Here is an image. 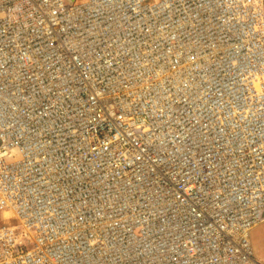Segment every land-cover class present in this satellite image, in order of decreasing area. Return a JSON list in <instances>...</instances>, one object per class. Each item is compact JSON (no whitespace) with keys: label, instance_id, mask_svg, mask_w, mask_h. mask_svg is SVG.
<instances>
[{"label":"built area","instance_id":"2783aa9c","mask_svg":"<svg viewBox=\"0 0 264 264\" xmlns=\"http://www.w3.org/2000/svg\"><path fill=\"white\" fill-rule=\"evenodd\" d=\"M263 221L264 0H0V264H264Z\"/></svg>","mask_w":264,"mask_h":264},{"label":"rangeland","instance_id":"374dc122","mask_svg":"<svg viewBox=\"0 0 264 264\" xmlns=\"http://www.w3.org/2000/svg\"><path fill=\"white\" fill-rule=\"evenodd\" d=\"M14 222L15 220L6 221L7 224ZM250 243L253 255L264 263V221L252 229Z\"/></svg>","mask_w":264,"mask_h":264},{"label":"crops","instance_id":"0c3cea01","mask_svg":"<svg viewBox=\"0 0 264 264\" xmlns=\"http://www.w3.org/2000/svg\"><path fill=\"white\" fill-rule=\"evenodd\" d=\"M252 231V230H251ZM251 233V232H250Z\"/></svg>","mask_w":264,"mask_h":264}]
</instances>
